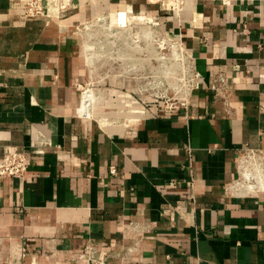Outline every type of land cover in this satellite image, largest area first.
<instances>
[{"label": "crops", "instance_id": "obj_1", "mask_svg": "<svg viewBox=\"0 0 264 264\" xmlns=\"http://www.w3.org/2000/svg\"><path fill=\"white\" fill-rule=\"evenodd\" d=\"M26 1L0 0V159L28 155L0 177V264H77L89 245L112 264H264V0ZM136 14L198 73L172 111L81 94L99 63L80 30Z\"/></svg>", "mask_w": 264, "mask_h": 264}, {"label": "rangeland", "instance_id": "obj_2", "mask_svg": "<svg viewBox=\"0 0 264 264\" xmlns=\"http://www.w3.org/2000/svg\"><path fill=\"white\" fill-rule=\"evenodd\" d=\"M147 31H153V39ZM80 32L86 40V59L92 58L94 66L96 61L100 64L94 78L87 68V83L81 91V94L93 91L98 100L94 108L110 96V92L105 93L106 89L124 86L140 96L145 115L151 108L172 111L185 103L196 87L197 71L192 61L180 44L157 25L144 29L127 18L104 15ZM138 34L144 39L138 38Z\"/></svg>", "mask_w": 264, "mask_h": 264}, {"label": "built area", "instance_id": "obj_3", "mask_svg": "<svg viewBox=\"0 0 264 264\" xmlns=\"http://www.w3.org/2000/svg\"><path fill=\"white\" fill-rule=\"evenodd\" d=\"M25 13L34 17L44 15L45 8L40 0H27ZM198 78V73L196 74ZM224 78L221 77V81ZM28 170V155L25 151H10L0 159V177L23 179ZM115 172V171H113ZM77 264H112L106 253L93 245L86 246L78 255Z\"/></svg>", "mask_w": 264, "mask_h": 264}, {"label": "bare ground", "instance_id": "obj_4", "mask_svg": "<svg viewBox=\"0 0 264 264\" xmlns=\"http://www.w3.org/2000/svg\"><path fill=\"white\" fill-rule=\"evenodd\" d=\"M59 1V0H58ZM49 3V2H48ZM59 3V2H58ZM52 8H54V7H52ZM49 9V8H48ZM58 9H60V8H58ZM127 19H128V21L129 22H132L133 24H137V26L139 25V26H142V27H144V29L145 28H151V27H153L154 25H157L158 23H156L155 21H153L152 19H150V18H148V17H146V16H144V15H131V16H127L126 17ZM154 31V30H153ZM152 31V32H153ZM148 32V31H147ZM151 32V33H152ZM151 33H149L148 32V34H151ZM143 35H144V33H143ZM152 36V34L149 36V38ZM138 38L139 37H141V36H139V34H138V36H137ZM136 37V38H137ZM142 38V37H141ZM149 38L146 40V41H148L149 40ZM152 39H153V37H151ZM155 38V37H154ZM142 39H144V38H142ZM152 39H150L151 41H152ZM155 41V40H154ZM153 41V42H154ZM137 42H138V40H137ZM139 44V43H138ZM140 46V45H139ZM175 57V56H174ZM96 59V58H95ZM105 59V58H104ZM98 60V59H97ZM100 60V59H99ZM104 62V61H103ZM106 62V61H105ZM104 62V63H105ZM187 62V61H186ZM88 63H89V66L91 67V68H93V66H94V61H93V59L91 58V59H89V57H88ZM99 63V62H98ZM97 63V64H98ZM101 63V62H100ZM100 65V64H99ZM96 66H98V65H96ZM97 70V68H94V70ZM96 70H95V73H96ZM125 72H130V71H125ZM169 73V72H168ZM92 74H93V71H92ZM257 158V157H256ZM259 160V159H258ZM245 162H247V160L245 161ZM244 162V163H245ZM249 162V161H248ZM256 162H257V160H256ZM250 163V165H251V162H249ZM248 165V164H247ZM250 165H248V166H250ZM259 166H262V165H259ZM242 167H243V165H242ZM264 167V166H263ZM244 169V168H243ZM247 169V168H246ZM246 169H244V170H246ZM262 169V168H261ZM263 172V171H262ZM243 174H244V171H243ZM244 175H246V173L244 174ZM244 177V176H243ZM243 177H242V179H243ZM247 177H248V174H247ZM244 179H246V178H244ZM243 179V180H244ZM251 179V178H250ZM248 181H249V179H248ZM249 183V182H248ZM250 183H251V181H250Z\"/></svg>", "mask_w": 264, "mask_h": 264}]
</instances>
